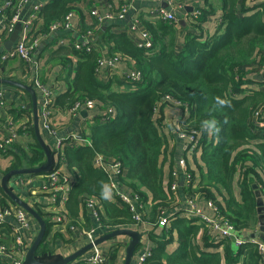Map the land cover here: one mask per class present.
Instances as JSON below:
<instances>
[{
  "label": "trees",
  "instance_id": "trees-1",
  "mask_svg": "<svg viewBox=\"0 0 264 264\" xmlns=\"http://www.w3.org/2000/svg\"><path fill=\"white\" fill-rule=\"evenodd\" d=\"M203 1L207 9L202 11L200 22L217 9L221 11L219 17L213 16L214 29L204 36L186 26L179 44L175 41L176 24L150 21L144 14L139 16L151 37L152 48L148 51L135 46L124 31L99 30L103 44L113 47L120 57L135 62L136 69L142 73L140 83L128 85L115 76L101 82L95 75L100 59L95 49L77 50L71 43L59 48L57 56L61 66H72V60L78 61L72 69L75 70L73 78L66 79V93L55 98L54 105L69 110L76 101L89 99L109 106L116 113L114 119L104 123L95 119L89 124L91 146L63 149L66 170L75 177L69 188L66 214L70 211L75 216L78 208L86 210L84 200L92 197L102 204L100 222L107 220L114 228L134 224L126 205L118 207L101 196L102 186L108 185V180L92 166L94 156L101 155L118 161L124 168V174L118 177L120 188L140 196L144 203L151 196V212L158 222V208L171 207L165 194L171 193L173 171L165 180L161 170L162 161L170 151L167 150L170 131L165 129L166 115L161 111L168 105L186 112L174 122V132L196 138L192 156L199 161L198 169L204 171L198 179L191 180L187 193L215 203L220 217L238 231L246 233L256 229L257 206L252 186L256 185L260 194L264 193V128L256 125L264 117L261 114L259 118L256 113L264 111V92L256 90L254 85L264 86V80L260 74L255 79L245 76L250 65L261 67L264 63V9H248L245 0ZM82 2L52 0L44 6L37 14L42 29H32V40H39L50 32L52 23L65 22L68 14ZM14 14L12 8L4 11L6 24ZM69 74L66 78H70ZM217 97L229 101L230 107L219 108ZM25 101L21 98L19 108L8 111L14 123L24 115L30 117L31 103L27 99L26 105ZM5 108L0 111V125ZM212 119L220 128L218 134L210 135L202 129V121ZM16 129L19 136L26 134L27 143L24 147L0 148V156L12 157L10 170L39 167L45 155L35 140L31 120ZM189 161L192 162L191 157ZM237 191L241 200L233 196ZM178 193L184 194L182 183L178 185ZM0 205L3 208L14 205L1 187ZM40 216L46 214L41 212ZM176 216H170L162 235L149 233L154 246L144 264H262L256 245L246 243L234 249L227 239L215 242L214 235H208L198 219ZM44 221L45 236L35 252V258L41 262L50 260L45 255L51 254L46 242L50 225L48 219ZM118 259L119 252H112L109 264H117ZM70 264H83V260Z\"/></svg>",
  "mask_w": 264,
  "mask_h": 264
},
{
  "label": "crops",
  "instance_id": "crops-1",
  "mask_svg": "<svg viewBox=\"0 0 264 264\" xmlns=\"http://www.w3.org/2000/svg\"><path fill=\"white\" fill-rule=\"evenodd\" d=\"M6 0H0V7L4 4ZM17 1V0H16ZM52 0H27V2L20 8V15L19 20L16 22L14 28L11 32H5L4 27L0 26V55L2 53H5L4 51V45L6 41L9 39L10 34L14 31L17 24L21 25V32L20 37L24 33L25 30V23L27 21L31 22V30H29V33L32 31V29L36 31H40L42 29V25L40 22V19L37 17V14L42 10L44 6L49 4ZM125 0H84V2L79 3L75 6V9L71 11V15L69 17V28L64 30H58L55 32H48L45 34V36H41L38 42V46L34 49V55L32 57V63H35L39 69L41 70V81L43 86L46 89L53 90V105L47 111V116L44 117L42 114V108L40 107L41 104V92L40 90H35V93L37 95V105H38V115H39V127L40 132L42 135V139L46 143L47 147L49 148L54 162L58 160V150L56 148V143L61 138H66L72 133H75L79 130V128L84 127L85 125L88 126L91 124V121L93 122L95 119H99L100 117H103L106 113V109L108 106L102 103H97L96 107L88 111V116L79 115L73 116L70 113H68V109L66 107H62L59 105H54V99L57 98L60 95H63L67 91V84L66 79H72L75 73V70L72 71L73 68H75V65L78 61V59L72 60V66H61L59 61L60 59L57 56V52L59 51V48L63 46H67L70 43H84L88 42L92 44L94 49L97 51V53L101 56L103 59H109L114 55H118L117 52L113 51V47L110 49L107 44H103L102 38V32L99 30L105 29V28H111L114 33H120L122 31L126 32L129 36L132 43L138 47L139 43L141 42V32L143 30H146L145 27H141L139 30H135L134 32L131 31L130 27L132 24V21L137 16H142L143 14H148L149 8H140L137 11L130 10L128 14L125 16L124 19L118 20V19H109L108 16L114 17L119 10V7L122 2ZM250 6L249 1H245V6ZM157 6V5H155ZM216 7L218 5H215ZM186 7H191L192 10L200 8L203 10L207 9V5H205V2L203 0H189L186 3ZM248 8V7H247ZM250 8V7H249ZM248 8V9H249ZM92 12H95L100 18L103 20L101 22H98L95 15L92 14ZM221 14L220 9H217L214 14H209V17H206L204 21H201L202 27V33L204 36L208 35L212 29H214L215 22L213 20V16L219 17ZM179 23L174 26L176 31V42H178L182 34H184V30L186 26H188L182 19H179ZM184 23H183V22ZM218 18V22H219ZM19 37V38H20ZM15 42L13 43V45ZM3 50V52H1ZM119 56V55H118ZM120 57V56H119ZM115 65L114 72L110 76H115L114 78H117L119 80L122 79L125 73L130 72L133 68H136L135 62L128 58L121 56ZM3 64V76L0 78L4 79H10L13 81H17L20 83H23L25 85H29L25 82L23 79V76L26 75L27 79H29V83L34 75V69L30 72L25 71L24 62L20 59H10L5 60L4 62L0 63ZM24 67V68H22ZM109 69L107 67V63L104 62L103 66L100 69L99 74H95L96 77L101 82H106L109 77ZM264 72V63L261 67L255 66V70L252 75L254 79L258 76H255L256 74L262 75ZM70 73V74H69ZM67 74H69L70 78H66ZM99 75V76H98ZM256 90H260L264 92V86L255 84L254 85ZM0 91L4 95V101L6 108L3 110V124L0 125V138L3 137L2 127L7 121H11L13 115L9 114L8 111L12 109L19 108L20 105V99L24 98L26 100L24 103H27V99L31 103L30 96L27 92L24 90L18 89L16 87H11L7 85L0 86ZM161 111L165 113L166 119L164 120L165 129H168L170 131V137L171 141L167 145V150H170L168 155H165L164 162L162 161L161 170L164 174V179L166 180L168 175L172 173V171L180 172V170L177 168V160L180 158H183L186 163V169L192 176V179H198L200 177V174L203 175V170L198 169V159L192 156L194 153V150L191 152L183 150V142L184 139H182L177 133L174 131V127L176 126L174 122L178 119V117L182 114V116L186 114V112L181 113L180 110H177L171 106H164ZM156 114H158V110H156ZM262 115L264 117V111H262ZM31 120L32 122V111L30 109V117L25 115L19 119L15 123V127H20V125H24V123L29 122ZM49 123V129L45 128L44 124L45 122ZM86 122V123H84ZM174 132L173 134H171ZM88 135L89 132H86ZM36 140V139H35ZM28 138L26 134L20 135L14 143H12L8 148L12 147L13 145H19L21 147H24L27 143ZM186 153H191L190 157L192 158V162L189 161V158L186 156ZM177 157V158H176ZM12 163V157H3L0 156V181L2 177L10 171V165ZM194 166H196L197 169H193ZM169 169V170H168ZM13 170V169H12ZM191 170H194V173L191 172ZM62 173L67 176L72 182L74 181L75 177L72 176V172L66 170V162L65 165L62 168ZM46 174L42 175H25L21 177H14L9 180L8 182V188L13 191L21 200L28 203L32 208L36 210V212L40 215L41 212L45 213L46 207L49 203V197L47 194L43 193L41 191V188L45 185L46 181ZM178 178V185H181V183L184 181L181 174H177ZM113 179H116L115 176H113ZM183 184V183H182ZM166 186L164 185V188ZM235 188V185H234ZM194 200L193 204L198 209H201L204 214H206L209 217H213L215 215V212L207 207V204L203 201V199L198 194H193ZM263 201H264V193L260 194ZM166 196V202L168 204V201L170 202V208L167 209L168 214H173L176 217L186 218L184 216V213L186 210L190 209V203H189V195L186 194H180L178 192H171L167 193ZM233 196L241 200L239 191L233 193ZM110 203H114L118 207H121V204L119 205L111 193V198L107 199ZM68 202V198H67ZM153 202L151 199V196L148 195V198L146 202L144 203V213L139 222H136L132 224V226L128 228H114L109 225L108 221L105 220L103 223L102 221L98 223L93 219L91 216V213L86 209H77L76 215L73 216L72 213L69 211L67 212V217L69 218L71 224L70 225H78L79 227H82L84 229H91L94 228V238L97 239L98 237L105 235L107 233H110L117 229H132L141 234V244L135 249V252L132 257V261L135 260L137 257L142 255L141 247L146 246L148 249L146 252L150 253L151 247H153V243L149 238V233H157L158 235H162L164 232L163 226H160L159 222H157L156 219L153 218V213L151 212V206ZM215 204V203H214ZM216 205V204H215ZM10 207H17L15 204L10 205L7 208ZM217 207V205L215 206ZM68 208V206H67ZM5 208L1 207L0 205V211ZM218 209V207H217ZM219 211V210H218ZM44 219L47 220V216H41ZM174 217V218H176ZM258 217V214H257ZM173 218V217H172ZM45 222V221H44ZM49 222V221H48ZM200 223L204 224L199 220ZM46 224V223H45ZM169 224V222H168ZM50 225V231L47 235L46 242L51 250L50 255H45V257L50 258V262L59 261L64 257L69 256L74 251L84 247L88 244V240L83 237L78 231L72 232L70 231V225L66 224H57V225ZM205 225V224H204ZM16 226V222L14 219L10 216H6L4 218V221L2 225L0 226V243H4L7 246L13 245V238H12V231L13 228ZM167 227V226H166ZM205 229L207 230V227L205 225ZM259 232V223L257 221V227L255 230H249L246 233H242L238 231L237 229L234 230V233L240 237L241 239L250 237L252 234H257ZM39 233V225L38 223L32 218V222L30 225V229L27 231H21V236L23 238V248L18 251V256L24 258L26 254V249L30 248L33 242L35 241L37 235ZM207 234L209 235V232L207 231ZM201 235V231H200ZM200 237V236H199ZM215 237V236H214ZM215 239L219 242L220 238ZM258 242H264V235L263 233L260 234L259 237L255 238ZM128 238L126 237H118L110 239L109 241H106L99 245V248L103 253L108 257L112 252L118 251L119 252V259L117 264L124 259L125 255V248L128 243ZM230 241V240H229ZM232 247L234 249H238V247L235 246V244L230 241ZM175 244V243H174ZM219 248H223L220 246ZM91 255V250L86 252L82 257L78 258L77 260H83ZM47 261V262H48ZM72 263V262H71ZM0 264H5L3 260L0 259ZM70 264V263H69ZM238 264H241L238 263Z\"/></svg>",
  "mask_w": 264,
  "mask_h": 264
},
{
  "label": "built area",
  "instance_id": "built-area-1",
  "mask_svg": "<svg viewBox=\"0 0 264 264\" xmlns=\"http://www.w3.org/2000/svg\"><path fill=\"white\" fill-rule=\"evenodd\" d=\"M134 0H125L119 7L118 13L114 17L108 16L109 19H124L128 12L132 9V3ZM144 2H150V8L148 14H144V17L150 21H160L163 23L178 24L182 19L190 29L196 31L197 35H203L202 25L200 23V17L202 15V9L197 8L188 12L186 10V3L189 0H141ZM249 1L250 6L247 7L250 9L253 8H263L264 9V0H245ZM27 2V0H6L4 4L0 7V26L4 27L5 32H11L14 28L16 22L19 20L20 8ZM165 3L166 9L162 8V4ZM157 5V6H155ZM15 9V14L10 23H5L4 11L7 9ZM96 16L98 22H101L103 19L100 18L95 12H92ZM71 14H68L65 22L52 23L49 27L50 32H55L58 30H64L69 28V17ZM142 27V20L140 16L134 18L131 24V31L139 30ZM31 30V22L27 21L25 23V30L21 37L15 42L12 49L2 53L0 55V63L5 60L10 59H20L24 62V67L26 72H30L34 69V75L29 83V79L24 75L23 79L27 81L29 86L35 90H40L41 92V104L42 114L44 117L47 116V111L51 108L53 101V90L46 89L41 81V70L39 67L32 63V57L34 55V49L38 46L39 40H32V36L29 33ZM141 42L138 47L141 49H146V51L152 48V41L149 33L146 30L141 32ZM32 40V41H31ZM77 50H85L86 52L93 51L94 47L89 45L86 41L84 43H72ZM100 59L98 62V68L96 69V74H99L103 63H107L109 69L108 77L114 72L115 65L117 60L120 58L118 55H114L109 59H103L101 54L99 55ZM99 76V75H98ZM122 81L126 84L140 83L142 81V73L133 68L130 72L125 73L122 77ZM97 105V102L89 99L78 100L76 101L71 108H69L68 113L73 116L79 115L82 111H91ZM4 95L0 91V111L5 107ZM262 111L256 113V116L260 118ZM116 117L115 111L109 106L106 109V113L103 117H100L97 121L99 123H104L105 121L114 119ZM177 121V120H176ZM92 122V121H91ZM86 123V122H84ZM256 125L259 128H264V121L258 120ZM45 128L49 129V123L46 121L44 124ZM3 137L0 138V148H8L14 141L19 137L15 123L13 120L7 121L2 127ZM86 132H89V126H81L79 130L75 133H72L66 138H61L56 143V148L58 150V160L53 163L52 169L46 174L45 185L41 188V191L48 195L49 203L46 207L45 214L49 223L52 225L57 224H66L70 225L71 222L66 214V202L68 198L69 188L72 184V181L62 173V168L65 165V159L63 155L64 147H89L91 146L90 133L87 135ZM178 134V132H176ZM182 139L185 140L183 150L192 152L196 147V138L193 136L187 137L185 134H178ZM92 166L95 170L106 175L108 180V186L113 194L115 201L120 205H126L129 213L131 214L132 221L134 223L139 222L144 213V202L140 196L136 194L127 193L123 188L119 187L118 177L123 175L125 170L122 165L115 161L114 159L105 158L101 155H95L92 160ZM187 163L183 158H180L177 161V168L180 171H186V177L183 181L184 185V194L187 193V190L190 188V183L192 176L187 173L186 169ZM177 171L172 173L173 183L171 185L172 192H178V184L175 179ZM113 176L116 179H113ZM114 186V187H113ZM189 195L190 209L186 210L184 216L186 218H196L203 222L207 231L210 234H213L216 238L227 239L232 241L236 247H240L246 243H251L257 246V250L261 257V262L264 264V242H258L256 239L247 237L246 239H241L234 233V226L228 220H224L220 217V212L217 207H215L212 201L203 199L207 204V207L215 212L213 217H209L203 213L201 209H198L195 204H193L194 196L192 193H187ZM84 207L91 213L93 219L98 223L101 219L102 214V204L95 198H87L84 200ZM158 222L160 226L166 227L169 218L173 214H168L167 209L164 207H159L158 210ZM10 216L16 222V226L12 231L13 245L7 246L5 244L0 245V259L6 264H22V257L18 256V251L23 248V238L21 236V231H27L30 229L32 222V217L20 207H10L5 208L0 211V226L2 225L4 218ZM70 231H78L83 237L88 240V243L94 242V228L84 229L78 225H70ZM264 235V231L262 232ZM216 242L217 240L213 238ZM27 250V249H26ZM149 252H145L144 255L137 257L132 261L131 264H144L146 258L149 256ZM83 264H109L108 257L100 250L99 246H92L91 255L83 259ZM123 264V259L118 263Z\"/></svg>",
  "mask_w": 264,
  "mask_h": 264
},
{
  "label": "water",
  "instance_id": "water-1",
  "mask_svg": "<svg viewBox=\"0 0 264 264\" xmlns=\"http://www.w3.org/2000/svg\"><path fill=\"white\" fill-rule=\"evenodd\" d=\"M166 6L167 5L165 3L162 4V8L166 9ZM140 8H150V2L134 0L132 3L131 10L137 11ZM186 10L190 12L192 9L191 7H187ZM20 32H21V25L17 24L14 31L10 34L9 39L6 41L4 45V49H3L4 51H9L10 49H12L13 43L16 42L20 37ZM3 50H1V52H3ZM261 77L264 80V72L262 73ZM2 85L16 87L18 89L24 90L25 92L29 94L30 99H31L32 128H33L34 137L45 155V161L39 167L10 170L8 173H6L2 177L0 181V187L2 191L7 195V197L16 206L24 209L29 214V216L32 217L39 225V233L35 241L31 245V247L26 250V254L24 256L22 264H69L71 262H74L78 258L82 257L89 250H91L93 245L99 246L100 244L106 241H109L110 239L118 238V237H126L129 239L127 246L125 248L123 264H131L135 249L138 246L142 245L141 244V234L132 229H117L110 233L102 235L98 237L97 239H95L93 244L88 243L84 247L74 251L69 256L62 258L59 261L41 262L40 260L35 258L36 249L41 244L45 236V232H46L45 222L34 208H32L28 203L21 200V198H19L13 191H11L8 188V182L10 179L14 177H21V176L32 175V174H36V175L46 174L52 169L54 160H53V156L49 148L47 147L46 143L42 139V135L40 132L37 95L35 93V90L29 85H25L23 83L13 81L10 79L0 78V86ZM81 115L88 116V113L87 111H82ZM252 188L254 190V194L256 197V206H257L256 212L258 214V223H259V232L257 234H252L250 236V238L255 239L256 237H259L260 234L264 231V201L260 195V192L257 189V186L253 185Z\"/></svg>",
  "mask_w": 264,
  "mask_h": 264
},
{
  "label": "clouds",
  "instance_id": "clouds-1",
  "mask_svg": "<svg viewBox=\"0 0 264 264\" xmlns=\"http://www.w3.org/2000/svg\"><path fill=\"white\" fill-rule=\"evenodd\" d=\"M202 11H203V9H202ZM201 17H202V15H201ZM201 17H200V19H201ZM216 100H217V106L219 108L222 109L224 107H230V102L229 101L224 100V99H220L219 97H217ZM201 126H202V129L207 130L210 135L218 134L219 131H220V128L217 126V121L215 119L202 121V125ZM101 196H102L103 199H106V200L111 198V190H110L108 185H103L102 186Z\"/></svg>",
  "mask_w": 264,
  "mask_h": 264
},
{
  "label": "rangeland",
  "instance_id": "rangeland-1",
  "mask_svg": "<svg viewBox=\"0 0 264 264\" xmlns=\"http://www.w3.org/2000/svg\"><path fill=\"white\" fill-rule=\"evenodd\" d=\"M254 70H255V64L250 65V66L248 67V71L246 72V76H245V78H248L250 75H252L253 72H254ZM26 107H27V106H26ZM27 108H28V107H27ZM190 154H191V153H190ZM190 154H189V153H186V156L189 158V157H190ZM187 173H189V172L187 171ZM177 174H181V176L183 177V180H184L185 177H186V171H185V172L180 171V172H178ZM177 174H176V176H175V179H176V181H177V183H178ZM189 174H190V173H189ZM172 180L174 181L173 178H172ZM182 183H183V182H182ZM183 184H184V183H183ZM170 189H171V188H170ZM185 190L188 191V189H185ZM171 192H172V189H171ZM173 192H175V191H173ZM147 249H148V248H147L146 246L141 247L142 255L145 254V252H146ZM142 255H141V256H142Z\"/></svg>",
  "mask_w": 264,
  "mask_h": 264
}]
</instances>
